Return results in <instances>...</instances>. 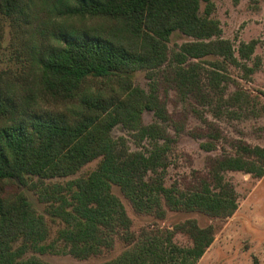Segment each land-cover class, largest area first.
<instances>
[{
	"label": "trees",
	"instance_id": "obj_1",
	"mask_svg": "<svg viewBox=\"0 0 264 264\" xmlns=\"http://www.w3.org/2000/svg\"><path fill=\"white\" fill-rule=\"evenodd\" d=\"M32 1L0 0V19L19 24ZM200 1L74 0L71 14L115 21L117 33L70 35L47 51L38 75V92L45 108H20L23 97H9L7 89L0 88V264H44L34 258L14 259L19 249L41 239L45 229L27 196L22 192L6 194V184L26 185L27 176L65 177L97 157L100 161L96 169L87 178L75 181L68 209L61 215L65 228L59 237L73 256L100 255L112 250L117 241L124 247L100 264H194L203 254L214 238V224L200 225L196 218L188 217L171 228L153 221L150 227L134 230L132 219L111 192L110 184L118 186L134 212L157 220L165 219L167 211L228 217L236 209L237 197L222 173L237 170L262 175L264 148L235 141L232 154L208 157L206 169L192 171V178L185 177L188 181L183 186H165L155 176V154H119L111 140L112 129L120 123L136 129L140 138L165 140L168 135L161 124H145L142 120L145 111H151L160 121L167 119L157 99L128 85L123 93L108 92L81 100L78 112L63 108L76 102L90 81L99 80L94 85L99 89L102 79L124 75L129 83L136 70L162 66L168 58L167 42L176 32L192 38L179 45L177 64L211 58L209 66L214 69L207 72L214 74L216 85L219 73L214 70L221 67L220 63L231 62L233 55L227 40L212 39L220 28L209 17L210 0H202V13ZM187 64V70L173 67L175 80L179 74L184 78L192 71L193 63L188 60ZM238 94L234 92L235 101ZM175 232L186 234L191 245L174 244ZM19 238L22 242L12 249Z\"/></svg>",
	"mask_w": 264,
	"mask_h": 264
},
{
	"label": "rangeland",
	"instance_id": "obj_2",
	"mask_svg": "<svg viewBox=\"0 0 264 264\" xmlns=\"http://www.w3.org/2000/svg\"><path fill=\"white\" fill-rule=\"evenodd\" d=\"M210 2L209 17L220 28V33L212 39L227 40L233 55L231 62L220 63L221 67L214 70L219 73L216 85L214 74L207 72L214 69L209 66L208 61L212 60L209 57L187 59L193 63L192 71L184 78L179 74L174 79V66L188 68L187 61L181 64L175 61L178 47L192 40L176 32L167 42L168 58L162 66L136 70L129 83L124 75L102 79L99 89L94 86L99 80L90 81L76 102L63 106L75 113L81 100L108 92L123 93L128 85L157 99L167 119L160 121L151 111H145L142 120L145 124H161L168 135L165 140L140 138L136 129L121 123L112 129L111 140L119 154L130 157L138 153L143 157L155 154L158 157L154 163L155 176L165 186L172 183L183 186L192 178V171L206 169L208 157L232 154L235 141L264 148V0ZM73 5L74 0H33L19 24H7L0 19V88H6L9 97L21 95L20 108L33 111L46 107L38 92V75L41 59L51 47L61 45L70 35L117 33L115 21L73 15L69 12ZM204 6L201 0L200 13ZM210 83L214 84L213 88ZM234 92L239 93L236 101ZM99 161L97 157L65 177L27 176L26 185L6 184V194L22 192L27 196L34 215L41 217L45 229L41 239L19 249L14 259L34 258L44 264H100L121 251L124 244L117 241L110 251L77 258L59 237L65 228L62 216L71 201L75 181L87 178ZM222 175L237 197L236 209L228 217L167 211L165 219L157 220L152 215L134 212L117 185L110 184V190L124 205L134 230L150 227L153 221L160 227L171 228L173 223L188 217L196 218L200 225L214 224V238L194 264H264V172L254 176L225 170ZM172 241L181 247L191 245L190 238L182 232L173 233ZM21 242L20 238L15 241L12 249Z\"/></svg>",
	"mask_w": 264,
	"mask_h": 264
}]
</instances>
